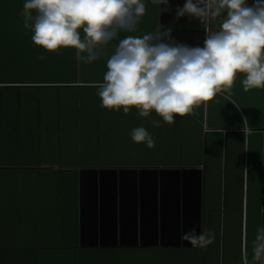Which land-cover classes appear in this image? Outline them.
<instances>
[{"label": "crops", "instance_id": "crops-1", "mask_svg": "<svg viewBox=\"0 0 264 264\" xmlns=\"http://www.w3.org/2000/svg\"><path fill=\"white\" fill-rule=\"evenodd\" d=\"M144 2L137 30L83 63L75 49L32 42L25 0H0V264H260L264 88L244 91L237 74L230 94L159 128L154 112L100 106L94 85L119 39L162 24L194 47L214 31L175 18L185 0L161 14ZM141 125L154 147L131 139ZM193 228L213 232V242L184 239Z\"/></svg>", "mask_w": 264, "mask_h": 264}, {"label": "clouds", "instance_id": "clouds-1", "mask_svg": "<svg viewBox=\"0 0 264 264\" xmlns=\"http://www.w3.org/2000/svg\"><path fill=\"white\" fill-rule=\"evenodd\" d=\"M152 3L160 14L172 11L169 0ZM23 10L36 46L55 53L72 48L78 62L92 63L121 32L134 33L147 8L144 0H25ZM185 16L202 23L218 20L219 27L206 31L203 46L178 42L172 27L162 24L154 32L119 39L106 60L103 82L94 85L102 108L125 114L134 108L140 118L154 112L161 119L149 122L159 128L161 120L171 125L176 116L194 115L218 94H230L237 74L245 77L244 91L264 88V0H185L176 6L175 18ZM130 136L148 148L155 145L142 125ZM257 233L253 261L264 264V228ZM214 238L213 232L197 234L195 228L184 235L200 245Z\"/></svg>", "mask_w": 264, "mask_h": 264}, {"label": "built area", "instance_id": "built-area-1", "mask_svg": "<svg viewBox=\"0 0 264 264\" xmlns=\"http://www.w3.org/2000/svg\"><path fill=\"white\" fill-rule=\"evenodd\" d=\"M249 3L251 4L252 0H249ZM218 27H219V21L218 20L207 22V28L208 29H213L215 31L216 29H218Z\"/></svg>", "mask_w": 264, "mask_h": 264}, {"label": "rangeland", "instance_id": "rangeland-1", "mask_svg": "<svg viewBox=\"0 0 264 264\" xmlns=\"http://www.w3.org/2000/svg\"><path fill=\"white\" fill-rule=\"evenodd\" d=\"M87 141V139H84V142H86ZM84 142H83V144H84Z\"/></svg>", "mask_w": 264, "mask_h": 264}]
</instances>
